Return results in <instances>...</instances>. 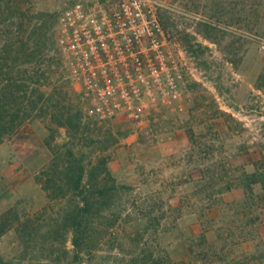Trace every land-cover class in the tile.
<instances>
[{"label":"rangeland","instance_id":"374dc122","mask_svg":"<svg viewBox=\"0 0 264 264\" xmlns=\"http://www.w3.org/2000/svg\"><path fill=\"white\" fill-rule=\"evenodd\" d=\"M72 1L0 0V58L8 77L35 79L27 95L40 105L0 142L3 262L77 264L71 196L44 186L55 151L75 147L86 162L105 157L123 186L92 224L85 261L264 264V0H172L161 10L173 43L186 49L189 34L202 46L188 52L183 108L160 102L138 119L87 113L54 36ZM18 99L29 105L24 91Z\"/></svg>","mask_w":264,"mask_h":264},{"label":"built area","instance_id":"2783aa9c","mask_svg":"<svg viewBox=\"0 0 264 264\" xmlns=\"http://www.w3.org/2000/svg\"><path fill=\"white\" fill-rule=\"evenodd\" d=\"M171 2L73 0L61 12L56 46L90 116L138 119L160 102L183 108L194 74L191 55L172 42L160 16Z\"/></svg>","mask_w":264,"mask_h":264},{"label":"trees","instance_id":"16d2710c","mask_svg":"<svg viewBox=\"0 0 264 264\" xmlns=\"http://www.w3.org/2000/svg\"><path fill=\"white\" fill-rule=\"evenodd\" d=\"M202 25L206 30L217 29L211 23L203 22ZM39 30L37 37L38 49H43L47 29L42 26L36 27ZM42 30V32H41ZM207 38H211L209 34ZM196 38L186 34L183 42L188 52L193 53L196 45ZM25 50H30V56L33 55L29 41L23 43ZM37 48V47H36ZM5 58H0V142L10 131L16 130L26 118L30 117L33 112L40 106L39 103L32 101L27 95L29 85L35 84L32 77H8L11 70L6 68ZM29 73V70H25ZM34 76V75H32ZM23 80V84L19 83ZM29 81V82H28ZM25 88V89H24ZM24 91L28 100L27 107L19 106V92ZM43 106V105H42ZM70 114V113H69ZM75 116L79 119L78 113ZM71 115L60 121L63 126L70 127L73 124L70 121ZM75 126V125H74ZM80 127V125H76ZM52 172V173H51ZM48 179L44 184L47 190H53L56 197H70L71 209L65 215V221L70 226L73 233L74 259L77 264H92V258L85 261L86 256L92 255L93 249L88 246L92 224L100 217L103 211L113 204L120 188L111 177L107 167L105 157H99L97 161L86 162V154L81 149L68 147L64 150H57L52 158V164L47 173ZM59 178V179H58ZM105 181H107L105 183ZM104 182V184H102ZM109 183V184H107ZM76 204L72 201H76ZM74 199V200H72ZM90 257V256H89ZM87 262V263H86ZM145 262V261H144ZM0 264H6L0 257ZM144 264H161L158 260L145 262Z\"/></svg>","mask_w":264,"mask_h":264}]
</instances>
